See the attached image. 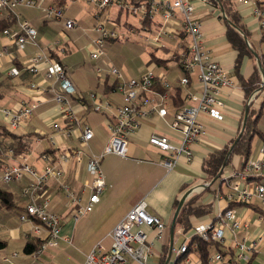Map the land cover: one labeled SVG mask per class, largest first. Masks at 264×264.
Wrapping results in <instances>:
<instances>
[{
    "label": "crops",
    "instance_id": "0c3cea01",
    "mask_svg": "<svg viewBox=\"0 0 264 264\" xmlns=\"http://www.w3.org/2000/svg\"><path fill=\"white\" fill-rule=\"evenodd\" d=\"M57 1L46 0V3L53 4ZM59 1L63 2L64 9V17L59 20L45 19L38 8L25 5L17 8L21 18L30 21L37 29L38 45L26 43L19 46L0 32V50L3 53L0 57V81H4L0 107L17 108L24 101L35 102L38 105L33 115L16 129L10 128L7 118L0 112L2 145L0 186L9 193L8 198L12 201V205L9 206L0 197V264L3 257L12 256L14 252L18 253V256L14 257L16 264H83L86 255L99 242H102L106 249L110 248L112 240L108 234L142 199L146 200L150 213L160 216L168 224L164 236L156 240L154 253L149 259L150 264H165L171 247H179L186 235L190 234V231L184 233L183 229L176 225L172 235L171 224L178 202L193 185L208 181V175L203 168L205 160L215 151L226 148L230 150L242 130L248 97L240 75L248 79L256 70L261 75L257 55L264 53L262 34L253 14L255 5L251 2L239 3L237 0H232L250 34L249 43L252 49V54L243 58L237 72L235 65L239 53L227 38V25L222 14L224 13L222 6L212 0L208 2L193 0L202 21L205 43L212 57L227 68L236 83L234 87L223 92V99L227 103L224 119L218 120L207 114H201L200 120L208 129L205 140L193 145L191 160L183 155L173 170H167L160 163L164 152L149 144L148 139L153 133H158L168 136L176 143L180 142L181 133L173 129L170 123L175 112L185 104L183 93L186 90L199 89L196 75L192 76L188 87L180 86L184 71L176 55L183 50L186 41L181 34L180 18H175L168 25L175 31L172 38H169L176 43L175 46L167 45L166 39L161 43L153 40V36L163 22L162 17L150 19V24L140 18L143 26L140 29H143L144 34L147 33L143 38L154 64L151 68L143 67L139 73L131 74L119 67L110 58L107 50L106 55L99 60L91 57L93 40L96 36L94 26L97 22V14H100L97 7L88 0ZM122 10L119 8V14L114 21L120 24L118 26H122L124 31L135 33L139 29L138 26L128 20L123 23L120 21ZM5 14L8 13L0 14V19ZM66 19H74L77 25L68 29L65 24ZM116 28L114 26L113 29ZM10 29L18 30V22ZM114 41L109 40L106 47L111 46ZM154 50L172 53L173 57L156 56L153 54ZM38 52L46 53L54 62L60 61L59 63L66 69L77 91L72 97L71 104L76 120L71 118L70 114L63 112L61 106L55 102L49 88L52 80L46 79L48 65L42 64L37 73L29 71L28 61ZM171 60L176 64L173 67L169 64ZM108 63L114 64L128 77H140L150 69L164 73L173 86L167 103L168 116L162 118L157 112H152L147 118L142 119L140 126L130 138L128 156L107 154L103 157L101 166L105 174L106 186L100 194V201L95 204V210L93 208L90 214L76 220V208L67 199L60 181L55 179L49 181L47 190L51 197V210L61 217L62 239L57 247L49 248L34 259L24 250L26 244L32 238H36L32 234V225L20 219L28 203V198L22 194V188L30 181V177L27 176L22 181L4 183L1 180L2 170L7 166L18 164L25 156L31 165L42 171L47 165L43 155L48 154L54 164L65 170L62 181L78 194L82 204H87L93 184V176L88 167L89 157L92 153L102 154L111 137L108 114L94 110L90 106L92 101L89 93L95 91L103 100L112 101L115 105L122 103V95L116 87H113L114 79L108 74L102 77L95 70L96 65L107 68ZM13 67L19 68L18 74L11 73ZM81 95L85 98L80 99ZM85 126L93 130L94 136L83 145L81 135ZM258 127L263 132V136L256 134L254 137L248 161L263 157L264 109L258 120ZM3 129L6 131L3 132ZM75 149H82L84 152L81 163H78L74 156ZM67 154L70 156L67 160H63L62 155ZM230 155V162L223 171L225 176L237 172L244 164L243 154L234 152L233 149ZM250 180L264 185V176L259 179L252 177L248 179ZM230 192L228 183L221 179L214 181L200 199L202 204L210 206L209 212L200 217H193L192 221L204 222L213 219L218 209L228 204L226 196ZM217 193H221L223 199L214 201L213 198ZM232 203L237 216L244 220V225L235 233L227 232V240L230 242L232 241L230 239L234 238L246 242L257 240L259 244L251 262L238 260L234 256L233 248L231 250L233 255L228 253L226 259L229 264H264V204L257 198H254L251 204L238 201ZM94 214L95 220H93ZM145 230L149 232L151 238L154 236L153 229L146 227ZM228 246L225 244V248L229 249ZM187 257L195 263L202 261L199 254L194 251H191Z\"/></svg>",
    "mask_w": 264,
    "mask_h": 264
},
{
    "label": "built area",
    "instance_id": "2783aa9c",
    "mask_svg": "<svg viewBox=\"0 0 264 264\" xmlns=\"http://www.w3.org/2000/svg\"><path fill=\"white\" fill-rule=\"evenodd\" d=\"M204 1L208 2V0ZM237 1L239 3L251 2L255 5L253 14L264 36V7L258 5V0ZM88 2L94 4L100 14L115 2L120 9L125 8L134 14H140L142 19L162 17L163 22L153 36V40L158 43L172 38L175 31L168 25L175 18H180L181 34L186 39V50L183 49L180 52L179 58V65L184 71L180 86L188 87L192 76L196 75L199 89L186 90L183 93L185 104L175 112L170 123L173 129L181 133L180 142L176 143L168 136L158 133H153L148 142L164 152L160 163L167 170H173L183 155L191 160L193 145L204 141L208 134V129L200 120V115L207 114L214 119L223 120L227 108V103L222 96L223 92L234 87L236 83L227 68L212 57L205 43L202 21L197 14L195 2L193 0H88ZM21 5L40 9L47 20H59L64 17L62 7L47 4L46 0H0V14L14 13L19 27L18 30L5 29L3 33L19 46L26 43L38 45L37 29L30 21L22 19L17 11ZM100 14H97V22L94 26L96 36L91 51V57L95 60L106 55V45L109 40L119 38L116 30L107 27V24L100 20ZM65 24L68 29H71L77 25V22L74 19H66ZM2 54L0 50V57ZM45 63L48 65L46 79L52 80L49 88L55 102L61 106L63 112L70 114L71 118L76 120L71 107V95L76 93V88L68 77L66 69L59 62L51 60L44 52H38L30 58L27 67L29 71L37 73L41 65ZM108 64L107 68L96 65L95 70L102 77L108 74L114 79L116 89L122 95V103L115 105L112 101L103 100L95 91L89 93L94 110L107 113L112 119L109 120L111 137L104 152L102 154L92 153L89 157L88 167L93 176V184L87 204H82L78 194L62 181L65 170L54 164L48 154L43 155L47 165L42 171L31 165L25 156L18 164L7 166L2 170L1 180L4 183L22 181L25 177H30V181L22 188V194L28 198V203L20 219L31 223L33 236L42 242L36 250L30 253L34 259L49 248L57 247L62 239L61 217L51 210V197L47 190L49 181L51 179L60 181L67 199L76 208V220L90 214L94 205L100 201V194L106 186L105 174L101 166L103 157L107 154L128 156L130 138L140 126L141 120L147 118L152 112H157L162 118L168 116L167 103L173 86L164 73H157L154 69H150L140 77H128L114 64ZM11 73L18 74L19 69L13 67ZM263 85L262 82L260 87L254 89L248 97V103L256 108H259L263 101ZM37 106L35 102L24 101L17 108L0 107V112L7 118L10 128L16 129L33 115ZM93 136V130L85 126L82 129V144L86 145ZM262 153L263 157L247 161L232 175L225 176L222 173V181L228 183L231 188V192L226 196L228 204L219 208L213 219L204 222L192 221L190 234L186 235L179 247H171L165 264H229L226 256L217 249L211 251L206 263L203 261L195 263L189 257L179 261V258L188 251L189 244L195 236L206 241L229 245L233 248L234 256L238 260L248 262L253 258L259 241L246 242L234 238L230 239L232 240L230 242L227 240V232L235 233L244 225V220L239 218L234 208L230 206L232 202L250 204L254 198H257L264 204V185L258 181H248L252 177L264 175V148ZM69 156L68 154L62 155V159L67 160ZM74 156L77 162L81 163L84 159V152L82 149H75ZM207 186H211L210 181L195 184L189 190L192 194L200 193ZM221 199H223L221 193H217L213 198L214 201ZM146 227L154 230L152 238L145 230ZM167 228L168 224L163 218L150 213L146 200L142 199L108 234L112 240L110 248L106 249L102 242H99L86 255L83 264H150L149 259L154 253L155 242L164 236ZM17 256L18 253L14 252L12 256L3 257L2 264H16L14 257Z\"/></svg>",
    "mask_w": 264,
    "mask_h": 264
},
{
    "label": "trees",
    "instance_id": "16d2710c",
    "mask_svg": "<svg viewBox=\"0 0 264 264\" xmlns=\"http://www.w3.org/2000/svg\"><path fill=\"white\" fill-rule=\"evenodd\" d=\"M212 1L220 4L223 8V11H224L223 16H224V19L227 25V38L230 41L233 48L236 49L239 53L237 62L235 65V68L238 72L243 58L247 55L252 54L251 53L252 49L249 43L250 34L245 28V25L243 24L241 16H240V12L236 8L232 0H212ZM257 3L260 7H264V0H258ZM53 4L58 7L63 6V2L62 1L60 2L59 0ZM6 13L8 14L3 15L0 19V32H3L5 29H10L12 25L18 22L17 17L14 13L12 12H6ZM144 22L150 24L151 21L150 19L147 18V19H144ZM112 40H117V39H112ZM262 41L264 43L263 35H262ZM183 46L185 47V44ZM53 55L57 57L55 53H53ZM257 57H258V66H259L261 75L258 70H256L255 73L248 79L240 75V80L242 82L244 89L246 90L247 97L250 96V94L252 93L254 89L259 88L262 82L264 83V53L261 54L260 56L257 55ZM57 59L59 58L57 57ZM3 84H4V81H0V97H2L1 88ZM113 87H116V82H114ZM262 93H263V102L261 103V106L259 108H256V107L253 108L252 105L248 103L247 107L249 108V114H248V120H247L246 126L242 132V135L239 136V138L238 137L236 138L238 139V141L234 147V152L241 153L244 155V158H245L244 164L248 161L251 148H252V142L256 134L263 136V132L258 127V120L261 118L262 112L264 109V85L262 87ZM74 95L75 93L72 94L71 97H73ZM82 98H85V96L81 95L80 99ZM90 106L94 109L93 101L91 102ZM108 117L109 119H112L111 116L108 115ZM5 131L6 129H3V132ZM1 151L2 149L0 150V152ZM228 153H229V148L218 150V151L211 153L205 160L203 168H204V171L207 173L208 181H211V184H213V182L216 181L217 179H221L222 181L223 172H221V170L223 169V167H225L230 162V159H231V155L228 156ZM263 176L264 175L260 177L259 176L254 177V178L259 179ZM209 189H210V186H207L200 193H193V194L191 193L186 198L183 204V207L179 213V216L177 218V223H176L177 226L183 229V232H188L192 228L193 226L192 218L193 217H200L204 213L209 212L208 210L210 206H206L200 202V199H202V194L206 190H209ZM8 196H9V193L6 190L2 189V187L0 186V197L6 202L7 205L10 206L12 205V201L11 199L8 198ZM230 206L233 207L234 204L232 203ZM41 243L42 242L39 238H32L26 244L24 250L27 254H30L31 252L36 250L41 245ZM228 248L229 249L225 248V245H222V244H219L213 241H206V240L199 238L198 236H195L189 244L188 251L185 252L179 258V261H181L182 259H185L191 251H194L198 253L202 261L206 263L208 261L211 251L215 249L222 252L225 256L228 253H231V255H233V253L231 252L232 247L228 246ZM255 255L256 253L254 254L253 258L255 257ZM252 259L249 260L248 262H251Z\"/></svg>",
    "mask_w": 264,
    "mask_h": 264
},
{
    "label": "rangeland",
    "instance_id": "374dc122",
    "mask_svg": "<svg viewBox=\"0 0 264 264\" xmlns=\"http://www.w3.org/2000/svg\"><path fill=\"white\" fill-rule=\"evenodd\" d=\"M119 8L120 7L118 6V4L114 2L110 4V6L107 7L100 14V20L106 23L107 27L111 29H113L114 26L117 27L116 33L119 37L117 40H115L114 42L110 44L111 46H107L106 50L110 58L114 60V62L119 67L126 69L131 74H137L143 67L148 69V68H151L152 65L154 64L153 57L143 38V36L145 37L147 33L145 32L144 34L143 29H140V27H143L140 21V18H141L140 14H134L132 11H129L125 8L121 12L120 21L123 23L124 21L128 20L134 23L136 26H138L140 30L138 29V31H136L135 33H130V32L124 31V28L122 26H118L120 24H117L114 21V18H117L119 14L118 12ZM148 33H150V30H148ZM165 42L167 45L170 44V45L175 46L176 44L174 41L170 40L169 38L166 39ZM183 49L186 50L184 46H183ZM153 54L156 56L157 55L161 56L163 58L173 57L172 53L169 54L167 52H163L162 50H159L157 52L154 50ZM176 56L179 61L180 53H178ZM169 64H171L172 67L176 65L173 60H171ZM239 136H240V133L238 135V138ZM93 220H95V214H94Z\"/></svg>",
    "mask_w": 264,
    "mask_h": 264
},
{
    "label": "water",
    "instance_id": "95a60500",
    "mask_svg": "<svg viewBox=\"0 0 264 264\" xmlns=\"http://www.w3.org/2000/svg\"><path fill=\"white\" fill-rule=\"evenodd\" d=\"M248 114H249V108L247 107V108H246V112H245V118H244L243 127H242V130H241V132H240V136L242 135V132H243L245 126H246V123H247V120H248ZM237 141H238V139H236L235 143H234V144L232 145V147L230 148L229 153H228V156L232 153V151H233V149H234V147H235ZM224 168H225V167H223V169L221 170V172L224 171ZM190 193H191V190L187 191V192L184 194V196H183V197L180 199V201H179V204H178V206H177V208H176V211H175V214H174V218H173V221H172V224H171V232H172V235H174V232H175V227H176L177 218H178V216H179V213H180V211H181V209H182V207H183V204H184L186 198L188 197V195H189Z\"/></svg>",
    "mask_w": 264,
    "mask_h": 264
}]
</instances>
